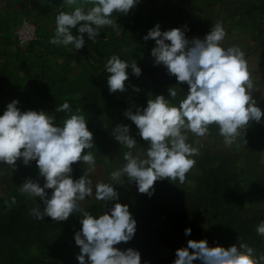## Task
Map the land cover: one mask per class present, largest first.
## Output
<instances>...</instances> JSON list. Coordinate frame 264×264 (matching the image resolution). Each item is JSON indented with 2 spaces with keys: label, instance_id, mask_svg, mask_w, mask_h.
Segmentation results:
<instances>
[{
  "label": "rangeland",
  "instance_id": "374dc122",
  "mask_svg": "<svg viewBox=\"0 0 264 264\" xmlns=\"http://www.w3.org/2000/svg\"><path fill=\"white\" fill-rule=\"evenodd\" d=\"M26 2L29 10L25 21L37 26L38 39L23 46L20 67L12 68L0 59V114L14 99L19 100L22 111L43 109L55 116L58 124L67 115L57 110L65 101L70 103L72 113L79 109L94 134L96 147L91 151L96 157V171L90 174L94 184L116 185L110 174L125 163L124 153L129 149L119 145L111 134L117 123L131 125V134L138 141L131 150L134 155L147 151V143L136 135V126L123 115L126 109L146 106L151 96H167V89L172 86L177 92L172 102L178 105L188 91V86L169 76L162 65H153L151 49L155 42H145L143 36L157 23L162 30L187 25L189 38H203L217 22L222 23L227 33L223 46L238 45L245 52L256 91L253 96L264 110V0H141L127 16L113 13V19H118L121 25L118 31L106 26L95 41L88 40L85 34V47L73 51L71 46L51 44L50 39L58 12L70 11L74 6L65 5L63 0ZM112 55L129 63L136 60L142 68L140 77L130 75L125 82V92H109L104 65ZM132 85L140 91H134ZM244 139L226 147L216 125H211L204 137L189 133L188 142L199 148L194 167L182 184L178 180L157 181L151 198L139 193L136 185L129 184L125 177V183L121 181L116 189L120 193L119 202L128 204L137 220V232L132 241L115 247L139 250L142 264H172L176 249L186 246L189 239H207L210 246L219 243L225 247L244 242L256 250L257 256L264 255V236L256 232V226L264 221V124L253 122ZM87 167L75 163L73 177L79 178ZM210 169L217 171L230 187L222 203L213 209L203 206L209 195ZM29 177L39 179L41 185L44 183L35 162L30 167L18 163L14 171L0 164V264H78L76 256L80 249L74 233L81 228L79 219L85 211L102 214L104 202L94 197L82 202V211L74 212L66 222L57 223L51 217L39 220L30 212L38 204L43 208L42 202L21 194L19 189ZM13 196L16 203L9 207L5 201L11 203ZM18 211L21 225L30 231L34 229L32 234L38 238L18 237L4 230L10 223L9 215ZM187 227L192 229L190 236L184 233ZM158 229L167 232L162 249L155 251L135 244L145 233ZM47 238L49 241L43 242Z\"/></svg>",
  "mask_w": 264,
  "mask_h": 264
},
{
  "label": "clouds",
  "instance_id": "9594fccd",
  "mask_svg": "<svg viewBox=\"0 0 264 264\" xmlns=\"http://www.w3.org/2000/svg\"><path fill=\"white\" fill-rule=\"evenodd\" d=\"M63 3L74 7L58 12L50 43L71 46L73 51L85 47V34L88 40L95 41L106 26L118 31L121 25L118 19H113V13L127 16L141 0H63ZM189 30L187 25L162 30L157 23L143 36L145 42H155L151 49L153 65H162L169 76L188 86L178 105L172 102L177 97L172 86L167 89V96H151L146 106L133 105L124 111L123 115L138 130L136 135L147 143L146 153L134 155L131 151L138 143L131 134V125L117 123L111 129L119 145L129 149L124 153V165L111 172V180L121 185L126 177L129 184L134 183L138 192L149 198L155 193L157 181L185 182L186 174L196 163L194 157L199 155V148L188 142L189 133L204 137L209 134L210 126L216 125L224 145L230 148L238 139L245 140L253 122L264 124V110L253 96L256 91L246 54L238 45L223 46L227 35L223 24L217 22L203 38H189L186 34ZM104 70L110 93L125 92L130 75H142L136 60L129 63L118 55L106 60ZM132 87L140 91L136 85ZM19 103L12 100L0 114V164L14 171L18 163L30 167L35 162L43 185L39 179L29 177L19 186L21 194L38 198L43 204V208L40 204L32 208L30 214L39 220L51 217L57 223L66 222L74 212L82 211V202L93 197L103 201L102 214L85 211L79 219L81 228L74 233L75 244L80 249L76 256L78 264H142L139 250L115 247L134 239L137 220L129 205L119 202L116 185L94 184L90 174L96 171V157L91 150L96 145L85 116L79 109L72 113L70 103L65 101L57 110L67 115L58 124L48 111H22ZM77 162L88 167L83 175L74 178L73 165ZM5 203L11 207L16 197ZM191 232V227L184 230L186 236ZM256 232L264 236V221L256 226ZM175 257L172 264L196 261L264 264V255L257 256L248 243L210 246L207 239L187 240L186 246L176 249Z\"/></svg>",
  "mask_w": 264,
  "mask_h": 264
},
{
  "label": "crops",
  "instance_id": "0c3cea01",
  "mask_svg": "<svg viewBox=\"0 0 264 264\" xmlns=\"http://www.w3.org/2000/svg\"><path fill=\"white\" fill-rule=\"evenodd\" d=\"M26 1L0 0V59L12 68L20 67L24 50V45L17 40L16 30L28 17Z\"/></svg>",
  "mask_w": 264,
  "mask_h": 264
},
{
  "label": "trees",
  "instance_id": "16d2710c",
  "mask_svg": "<svg viewBox=\"0 0 264 264\" xmlns=\"http://www.w3.org/2000/svg\"><path fill=\"white\" fill-rule=\"evenodd\" d=\"M208 178L211 180L210 185L208 186L207 193L209 194L208 197H206L204 201V208L210 207L211 209L217 208L221 203H222V197L225 193L226 190H228L230 187H227L225 185V181L222 178V176L215 170L210 169L208 171ZM166 209H168L169 212V207L167 206ZM221 211L227 212L228 209H222ZM18 214H10V223L5 225L4 230L10 234L17 235L18 237L20 235H25L29 238L35 237L32 232H34V229L30 231V228L27 226L21 225L19 222L18 216L20 215L21 212H17ZM167 232H163L161 229H158L155 232H150V233H145L144 238L142 240H136L135 244H142L143 247L145 248H151L154 249L155 251L162 249L163 245L166 244L165 241H167L166 237ZM49 238H47L43 242H48ZM53 237H52V243H53Z\"/></svg>",
  "mask_w": 264,
  "mask_h": 264
},
{
  "label": "built area",
  "instance_id": "2783aa9c",
  "mask_svg": "<svg viewBox=\"0 0 264 264\" xmlns=\"http://www.w3.org/2000/svg\"><path fill=\"white\" fill-rule=\"evenodd\" d=\"M16 37L20 44L25 45L29 41L38 39V28L32 23L24 21L16 30Z\"/></svg>",
  "mask_w": 264,
  "mask_h": 264
}]
</instances>
